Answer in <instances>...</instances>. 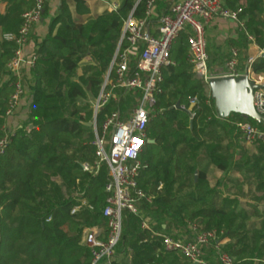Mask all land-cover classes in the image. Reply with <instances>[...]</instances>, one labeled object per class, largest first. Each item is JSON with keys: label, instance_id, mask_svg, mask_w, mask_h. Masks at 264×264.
<instances>
[{"label": "trees", "instance_id": "trees-1", "mask_svg": "<svg viewBox=\"0 0 264 264\" xmlns=\"http://www.w3.org/2000/svg\"><path fill=\"white\" fill-rule=\"evenodd\" d=\"M12 1L21 6L19 8L22 12L34 6L33 0ZM86 1L65 0L61 6V12L66 15L65 25L54 33V28L62 17L60 14L50 25L46 38L38 42L35 49L39 58L32 69H35L37 84L49 81L50 87L45 90L48 98L70 99V92L61 86L62 78L79 67L85 73V87L98 96L103 80L102 66L111 64L124 19L132 10L135 15L142 16L147 0H124L114 12H99V6L103 5L99 1L90 17L70 15L67 9L70 4L85 5ZM165 1L159 0V3L164 5ZM224 4L228 9L239 11L240 19L254 36L255 42L264 46V38L261 37L264 32V0H225ZM17 9L18 7L14 10ZM44 10L47 11V5ZM90 20L95 22L98 34L108 46L104 50L105 55H94V62L87 61L91 51L97 47V41L87 31V22ZM242 35L248 42L245 33L242 32ZM186 37L187 34L182 33L176 39L171 51L174 64L164 69L162 92L158 95L157 105L147 127L149 139L154 142H146L143 148L141 161L145 167L138 180L139 185L153 196L152 203L144 202L141 207L142 216L150 222L152 230L181 238L183 236L173 229V225L178 229L180 225H188V221L202 223L204 218H218V210L229 209L220 191L211 187L205 171L199 170L195 179L197 169H192L191 192L179 195L170 188L171 184L181 178L182 166L190 147L199 148L203 141L201 136L206 139L214 138L216 126L220 125L225 130L230 125L228 121H221L216 116L214 106H208L207 100H211L213 104L214 101L211 94L207 95L205 82L194 75L192 65L187 61ZM127 46L128 42L124 40L122 47ZM231 47H238L241 51L242 45ZM14 49V45L8 41L0 43V67L3 65L5 70ZM216 49L219 48H209L207 44L209 68L215 59ZM229 55V50L227 55H222V67ZM44 57L54 62L52 69L40 64ZM135 61L136 55L131 61L132 67ZM254 70L257 73L264 72V56L257 58ZM4 71L0 68V139L6 132L1 116L5 115L15 81L13 74L8 75ZM4 76L9 77L4 79ZM170 83H176L178 93L170 96L165 107H160L165 104H161V100ZM40 93L37 87L35 96ZM139 96L140 91L133 92L122 99L120 106H128L129 102L136 104ZM193 97L201 99L207 112L201 118L202 125L198 128L195 120L202 110H198V105H191ZM178 102L180 107H177ZM117 106L116 102L110 101L99 113V120L103 121L105 114L115 110ZM194 110L198 112L191 121L189 112ZM233 115L238 118H233ZM227 120H249L256 123L237 113H231ZM87 123L88 120L77 107L69 115L56 113L43 118L30 131L17 130L13 133L5 155L0 158V264H91L89 249L82 243V231L85 227L105 224L103 209L108 196L105 190L108 174L105 166L98 175L85 172L82 168L83 162L92 163L95 158L93 141H85V130L91 129ZM254 145H260L264 149L261 144ZM210 149L215 151L213 147ZM210 162L224 172L229 169L227 158L212 154ZM78 181L84 183L81 196H75L73 191L74 183ZM83 198L88 200L92 208L85 206L72 213L73 206ZM198 206L200 207L197 208ZM208 226L209 221H206L202 227L207 230ZM161 247L160 238L152 237L147 230H141L138 217L129 214L125 217L124 234L118 253L122 248H128L125 251L134 252L140 264H180L181 258L185 260V264H192L176 251L166 252L163 256L160 255L161 259L155 261L153 255ZM227 251L237 257L235 264H253L249 259L238 258L240 251ZM206 258L215 264L210 255L207 254ZM124 259L120 257L113 264H123ZM262 262L258 264H263Z\"/></svg>", "mask_w": 264, "mask_h": 264}, {"label": "built area", "instance_id": "built-area-1", "mask_svg": "<svg viewBox=\"0 0 264 264\" xmlns=\"http://www.w3.org/2000/svg\"><path fill=\"white\" fill-rule=\"evenodd\" d=\"M33 1L34 6L23 12L18 31L7 33L3 39L15 47L8 61V67L15 78L14 91L9 98L5 117L14 114L24 95L23 70L34 68L39 58L35 51L27 55L25 48L32 29L41 21L49 0ZM2 2L4 0H0V3ZM119 7L117 3H111L109 12H114ZM155 8L156 0H147L142 16L135 15L132 10L124 19L118 47L96 98L90 126L94 133L92 144L95 158L92 163L83 162L82 168L93 175H98L103 166L107 168L105 190L108 196L103 209L105 224L85 227L82 231V243L89 249L91 264H113L115 260L120 259L118 246L123 239L125 217L129 214L139 218L141 230H147L152 237L160 238V251L179 252L192 264H212L206 259V249L212 248L215 252V264H235L234 257L220 241L222 231L206 230L194 222L190 224L191 238L152 230L150 222L142 216L141 210L144 202L153 201V196L138 183L145 167L141 161V153L149 140L147 127L157 105L158 95L162 92L164 69L174 64L171 51L174 42L182 33L187 34V60L192 65L193 73L202 79L208 88L209 80L214 76L247 75L256 84L264 85V72L257 73L254 70L257 58L264 56V48L256 44L254 36L240 19L239 11L228 9L224 0H174L167 11L159 16L157 26L153 27ZM217 18L238 24L254 52L243 59L240 49L232 47L220 73L214 75L208 65L206 29ZM124 40L128 42L127 47H122ZM134 55L136 61L132 67ZM135 91H140L136 104L123 109L120 106L122 99ZM110 101L116 102L117 108L106 113L103 121L99 120V113ZM196 103V97L191 98V104ZM209 104L214 106L211 100ZM254 107L264 116V87L254 91ZM190 115L192 120L195 117L194 111H190ZM234 125L244 143L264 146V126H261L264 124L244 120L235 121ZM3 129L6 131L7 127L4 125ZM12 135L13 133L6 131L0 139V158L5 155ZM75 196H78L77 193ZM85 206L92 208L88 200L83 198L73 206L72 213Z\"/></svg>", "mask_w": 264, "mask_h": 264}, {"label": "rangeland", "instance_id": "rangeland-1", "mask_svg": "<svg viewBox=\"0 0 264 264\" xmlns=\"http://www.w3.org/2000/svg\"><path fill=\"white\" fill-rule=\"evenodd\" d=\"M122 5V4H121ZM120 5V6H121ZM15 9V8H14ZM13 7L11 8L10 11V17H14V20H9L12 22H7L10 24L12 23V25L17 24V21L19 20V9L14 10ZM234 11V10H233ZM264 11V8H263ZM23 14V13H22ZM21 14V16H22ZM12 19V18H10ZM21 25V24H20ZM20 25H18L17 28H12L10 30H6L3 35H2V41L4 39V35H6L7 33H16L20 27ZM233 27L230 26V24H226L225 26H222L221 31H219V37L221 32H230L232 30H235L239 33V38L238 40L236 39H231V38H225L224 40H222L224 43L223 45H225L223 48L217 47L215 46L214 42H213V49L215 48H219L216 49L217 53L215 54V59H213V62L210 64V72L214 75L219 74L221 69H222V64L221 63V57L222 55H227L228 53V47L229 46H234L236 44H241V57L243 59H245L248 55H250L251 53H253L254 51H252V48L249 47V42L246 41V39L244 38V36L242 35V31L239 27L238 24L233 23ZM213 27V26H211ZM16 29V31H15ZM87 31L88 34H91L94 38L95 41H97V47L95 49H93L91 51V55L90 57L87 58V61H95L94 55L96 57V54L98 55L99 53L101 55H105V51L108 48V46L106 45L105 41L100 37V35L98 34V28L95 24L94 21L90 20L87 22ZM222 33V35H223ZM229 34V33H226ZM32 35V34H31ZM31 35H30V39L29 42L26 44L27 45L30 43L31 41ZM262 38H264V32H262ZM222 38V37H221ZM212 39V38H211ZM215 39V38H213ZM0 41V43L2 42ZM5 41V40H4ZM239 41V42H237ZM257 44V43H256ZM208 45L209 48L211 47V42L208 40ZM259 45V47L264 48V46H261L259 43L257 44ZM105 50V51H104ZM97 59V58H96ZM100 60L98 59V62ZM188 61V60H187ZM101 62H99L100 64ZM40 64L43 67H46L48 69H52L54 66V62L49 60L47 57L44 59H42L40 61ZM6 70L4 68V66L2 65L1 70H5V73H9L8 75L12 74V71L9 69L8 67V62L6 64ZM102 85L104 83L105 77L107 72L109 71L110 68V64L109 65H103L102 66ZM51 71V70H50ZM35 69L29 70V71H24L23 75H22V80H23V85L25 86V92L23 97L20 99L19 105L17 106V108L14 111V114L11 116L13 117L10 121L11 117H5V115L3 114L1 116V119L4 123V125L7 127L6 131L8 133H14L17 130H27L30 131V125H32L33 127L43 118H48L49 116H53L56 113H63L65 115H69L73 110H75L77 107L80 108V110L82 111L83 116L85 117L86 120H88V122H91V120L93 119L94 116V112H95V104H96V98L97 96H95L91 91H89L86 87L85 84L83 83V78L85 77V73L83 71L82 68H77L76 70H74V72H72L71 74H69L68 76H64L62 78V88L67 89L68 92H70V99H63V98H48L45 96V90L50 87V83L48 82H40L39 84H37L36 81V77H35ZM48 74H50L48 72ZM9 77V76H7ZM5 79V78H4ZM8 79V78H6ZM40 89L41 93L39 96H35V91H37V87ZM178 93L177 90V85L176 83H170L167 85L166 90H165V95L164 98H162L161 100V104L165 103L163 105H160V107H165L166 103H168V101L170 100V96L176 95ZM130 99V98H129ZM197 99V103L196 105H198V110H202V113L196 118L195 122L197 123V128L202 125L201 124V118L204 117L207 112L205 111L204 105L201 102V99ZM1 104V103H0ZM128 106L124 105L121 106L123 109L128 108L131 104V102H129V104H127ZM198 111L194 110V113L196 114ZM204 113V114H203ZM231 116V114L229 115ZM242 116V115H241ZM233 118H238L237 115H233ZM244 117V116H242ZM247 118V117H244ZM91 128V127H90ZM196 128V129H197ZM220 129H222V127H220ZM219 128H215V133L216 135L219 137H225V136H237L236 134H234V130L230 129L229 127H227L225 130H220ZM86 133V137H85V141L86 142H92L94 139V133L92 128L90 130H85ZM238 134V133H237ZM239 136H237V139L234 140L235 145L240 148V151L242 152V157L241 159L238 158H234V156L232 155V153H226L227 156H229L227 158V161L229 163V169L228 171L224 172L223 176L220 179H217L218 175L216 174V171H211V180L214 184H217V182L225 179L228 183L233 184L236 188H235V193L234 191H232L231 193H229L226 189V191L223 192V190H221V196L222 194L224 195L225 193V198H222L225 202V204H227L229 206V209L225 210V211H220L218 210V213L221 214L219 215L218 218L212 216L210 219H206V221H209V226L208 229L210 230H219L222 231V238H221V242H223V240L225 238H229L230 239V246L228 248V250H238L240 251V253H242L243 258L249 259L251 261H253V264H258L260 263V261H263L262 263L264 264V233L262 234V236L260 235L259 232H242L245 233L242 236H238L240 234H242L241 232H239L238 230L241 229V227L243 226V228H245V225H243V223L245 224H249L246 223L245 221H250L251 217L253 214L254 216H259L257 214H259V209L256 206H251L252 204H254L253 202H249L247 201L245 204L244 202H239L236 201L235 199L232 200L233 198V194H238L240 195L241 199H245V200H250L252 199L251 197L253 196V188H255L256 184H260L262 182V180H264V173L261 170V168H258V166L255 165V162L258 163V165L260 164L259 160H256V157L253 156L251 159L248 157V155H252L255 153H257V155H259L260 157L262 155H264V149H261L260 145H248L245 144L242 140H240L238 138ZM201 138H205L204 136H201ZM234 138V137H233ZM230 147H233L234 143L229 142ZM239 151V152H240ZM199 154L196 152V150L193 149H189L188 152L186 153L185 156V162H187L186 168L184 169V178H182V174H181V178L180 180L177 181L178 184V191H191L193 189V185H192V181H191V171L192 169H197V168H201V165L196 161V157ZM260 167V166H259ZM240 168V169H239ZM238 170L239 173H237L236 171ZM258 173V174H257ZM252 182L256 183L254 185H252ZM177 183L175 185H177ZM182 183V184H181ZM170 185V184H169ZM174 185V187H175ZM74 193H77L78 196H81L83 191H84V183L83 182H76L74 183ZM238 189V190H236ZM176 191V193L178 192ZM174 193V192H173ZM235 196V195H234ZM241 201V200H240ZM251 206L250 209L251 213H248V217H242V220H239V215H240V211H242V213L244 214L246 211V207L247 206ZM200 206H198L197 208H199ZM246 214V213H245ZM247 218V219H246ZM203 221L202 223H199L198 221H194V223L202 225L203 223L205 224L206 221ZM193 221H188V226H189V232L190 231V224ZM240 223V224H237ZM218 226V227H217ZM236 236V237H235ZM235 237V238H234ZM128 249V248H127ZM127 249H121L119 251V255L120 257H124L125 259L123 260V264H140V262L138 261V259L134 256V252L129 251L127 253ZM166 254V252L164 251H160L156 254L153 255L155 261L157 259H161V257ZM160 255H162L160 257ZM180 257V256H179ZM234 259H236L234 257ZM142 264V262H141ZM180 264H185V262L183 261V258H181L180 260Z\"/></svg>", "mask_w": 264, "mask_h": 264}, {"label": "crops", "instance_id": "crops-1", "mask_svg": "<svg viewBox=\"0 0 264 264\" xmlns=\"http://www.w3.org/2000/svg\"><path fill=\"white\" fill-rule=\"evenodd\" d=\"M64 1L65 0H49L47 2V4H46L47 5V11L45 12V10H44L43 17H42L41 21L39 23H37L32 29L31 41L27 45V47L25 48V53L27 55H29L32 52H34L35 49L37 48L38 42H41V41H43L46 38V36L49 33L50 25L52 24L53 20L57 16H59L60 14L62 15V17L59 19L58 23L56 24V26L54 28V33L60 27L65 25L66 15L61 12V6H62V3ZM99 1L103 4L102 6H99V10H98L99 12H104V11H108L109 12V5L111 3H117L120 6L124 2V0H87L85 5L70 4L67 9H68V12L70 13V15H72L73 17L76 16V15H82L84 17H90L95 12V9L97 8V4H98ZM173 1L174 0H166L164 5H163V3H159V0L156 1V8L154 10L153 17H152V20H153L152 24L154 25L153 27L157 26L156 23H157V20H158L159 16L162 13H165L167 11L169 5ZM12 7L13 8L14 7L15 8L18 7L19 14L23 13L22 12L23 10L19 8L21 6L19 4H15V2H13L12 0H4V2L0 3V41H2V35H3V33L6 30H10L12 28H17L18 25H19V20L20 19L17 21V24L12 25V23H10V24L8 23V22H12V21H9V20H12V19H10V18H12V17H10V11H11ZM7 20H8V22H7ZM228 23L230 24L231 27L234 26L233 25L234 22L231 21V20L224 19V18H217L207 27V29H206V39H207V44H208V40L211 42V45H210L211 48L213 46V42H214L215 46H217V47L221 46L223 48L225 45H223L224 43H222L223 42L222 40H224L225 38H231V39L238 40L239 33L237 31H235V30H232L230 32H224V33L221 32L220 36L222 38L221 37L218 38V36H219L218 33H219V31H221L222 26H225ZM211 26H213V27H211ZM154 31H156V30H154ZM222 33H223V35H222ZM226 33H229V34H226ZM213 38H215V39H213ZM208 47H209V45H208ZM231 48H232L231 46L228 47L229 51H230ZM29 70L30 69L25 68L23 70V72L24 71H29ZM4 78L6 79L7 76H4ZM206 92H207V95L210 96V94H211L210 93V89L207 86H206ZM207 104H208V106L210 108H213L209 104V100H207ZM12 118L13 117L10 118V121H11ZM220 120L221 121H228V123L230 124L228 127L230 129L234 130V134L237 135V131H236V128H235V125H234V121H229V120H227V118L226 119H220ZM217 128L220 129V125ZM220 130H223V129H220ZM233 137L229 135V137L228 136H225V137L223 136V137H219L218 138V136L215 135L214 138H212V139L202 138L203 141H202V144H201V146L199 148L196 149L193 146L190 147L191 149L194 148L196 150V152L199 154L196 157V161L201 165V168H197L196 172H198L199 170L205 171L206 176L209 179L211 187L212 188L216 187L220 191V193H221V190H223V192H224V191H226V189H227V191L229 193H231L232 191H234V193H235V188L236 187L233 184L228 183L225 179L221 180L220 184H219V181L217 182V184H214L212 182L211 173H210L211 171H216V174L218 175L217 179H220L223 176L224 171H222V170L218 169L216 166H214L210 162V158H211L212 154L221 156L222 158H228L229 156H227L226 153H229V151H230V153H232L234 158L241 159L242 152L240 151V148H238L235 145V143H234V140L237 139V136L233 135ZM229 142L234 143L233 147H230V145H229L230 143ZM211 147H213L215 151L211 150L210 149ZM253 156L256 157L257 161L259 160L260 164L258 165L257 162H255V164L258 166V168H261V170L264 173V155H262L260 157L255 152H254V154H252L250 156L248 155V157L250 159ZM186 165H187V162H184V164L182 166V171H181L182 178H184V173H182V172H184V169L186 168ZM236 172L239 173L238 170ZM176 183L177 182H175V183L170 185L171 191L174 192V193H176V191L180 190L177 187L179 183H177V185H175ZM254 184H256V183L252 182V185H254ZM174 185H175V187H174ZM251 188L253 189V194H252L253 196L251 197L252 199H250V200L241 199L240 195L233 194L232 200L235 199L236 201L244 202V204L247 201L253 202L254 204H252L251 206L258 207L260 213L257 214L259 216H254L253 217L254 214L252 216H250L251 217L250 221H248V220L245 221L246 223H249V224L243 223V225H245V228H243V226H242L241 229L238 230V231L241 232V233L242 232H247V231L250 232V233L251 232H259L260 235L262 236V234L264 233V180H262V182L260 184H256L255 188H253V187H251ZM236 190H238V189H236ZM191 191H183V192L182 191H178L177 194L180 195V194L188 193V192H191ZM225 194L224 195L222 194L221 197L225 198V196H226ZM251 206L249 204V206L246 207L247 208L246 211H245L246 214L245 213L243 214L242 211H240L239 220H242L241 219L242 217H248L247 216L248 213H251V210H252V209H250ZM219 215H221V214H219ZM204 220H205V218H204ZM237 224H240V223H237ZM175 227L176 226L173 225V229H175L176 231L180 232V236H183L182 238H191L192 232H189L188 225H184V226L180 225V228H178V229H176ZM244 234L245 233H242V234H240L238 236H242ZM229 243H230V239L229 238H225L223 240V242H222L223 246L226 249L229 248V246H230ZM214 253L215 252H214V250L212 248H207L206 249V256L208 254V255H210V257H212L214 259ZM242 255L243 254L240 253L238 258L243 259ZM235 258H237V257H235ZM183 261H185V260H183ZM207 261H209V260H207Z\"/></svg>", "mask_w": 264, "mask_h": 264}, {"label": "water", "instance_id": "water-1", "mask_svg": "<svg viewBox=\"0 0 264 264\" xmlns=\"http://www.w3.org/2000/svg\"><path fill=\"white\" fill-rule=\"evenodd\" d=\"M262 87L264 85L256 84L247 75L212 77L209 80V88L216 116L226 119L231 113H237L264 124V116L259 114L254 107V91ZM177 107H180V102L177 103ZM87 125L91 126L92 122H88ZM32 128L33 126L30 125V130ZM147 142L152 143L154 140L149 139ZM197 176L198 172L195 173V179Z\"/></svg>", "mask_w": 264, "mask_h": 264}]
</instances>
